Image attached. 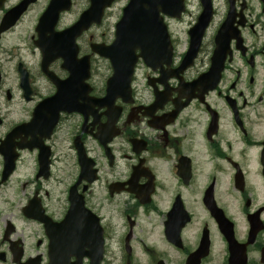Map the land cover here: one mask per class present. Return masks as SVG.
Instances as JSON below:
<instances>
[{"label":"flooded vegetation","instance_id":"flooded-vegetation-1","mask_svg":"<svg viewBox=\"0 0 264 264\" xmlns=\"http://www.w3.org/2000/svg\"><path fill=\"white\" fill-rule=\"evenodd\" d=\"M232 9L219 59L227 4L188 67L186 30L174 77L143 67L111 108L108 64L87 97L51 102L68 74L43 63L39 15L0 34V264H264V0ZM70 206L75 229L56 231Z\"/></svg>","mask_w":264,"mask_h":264},{"label":"water","instance_id":"water-1","mask_svg":"<svg viewBox=\"0 0 264 264\" xmlns=\"http://www.w3.org/2000/svg\"><path fill=\"white\" fill-rule=\"evenodd\" d=\"M35 0H25L10 13V15H18L25 5ZM108 0H91L93 4L91 10L83 15L81 21L74 26L80 31L84 28L88 19H92ZM129 6L125 10L124 19L118 24V30L115 35L116 43L110 48L115 47L116 51H110L101 56L111 61L114 70L120 71L124 67H128L135 62V51H140V57L154 55L157 53L158 60H164L166 49L164 47L167 38L165 28L159 17L160 13L170 16H176L182 10V0H130ZM203 13L200 16V28H205L209 23L212 13L210 0H201ZM69 6V0H51L49 8L41 17L40 23L47 19L49 13H55L60 8L66 9ZM5 22V21H4ZM78 33V32H76Z\"/></svg>","mask_w":264,"mask_h":264},{"label":"rangeland","instance_id":"rangeland-1","mask_svg":"<svg viewBox=\"0 0 264 264\" xmlns=\"http://www.w3.org/2000/svg\"><path fill=\"white\" fill-rule=\"evenodd\" d=\"M19 0H6L4 6H13ZM48 0H39L35 7L26 15L25 19L19 26L17 30L24 31L31 22L34 21V17L39 13L47 3ZM87 0H75L74 7L72 12L66 15V19L72 20L75 15L83 9L84 4ZM115 5L111 8L110 12L107 14V19L103 22L100 28H96L94 34V38H96L97 42L110 41L112 40V32H113V24L118 20L120 16V10L127 4V0H115ZM187 3V15L184 21L180 23H171L172 29L175 32V35L180 39L181 43L183 42L185 36L184 32L189 26V22L197 16V13L200 12L199 9V1L198 0H186ZM213 5L218 10V16H221L225 12V2L224 0H213ZM199 14V13H198ZM100 65H104L103 62L100 61Z\"/></svg>","mask_w":264,"mask_h":264}]
</instances>
